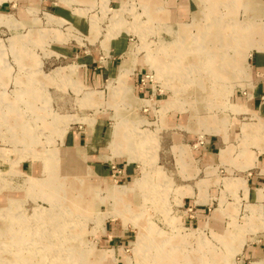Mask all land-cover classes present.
Listing matches in <instances>:
<instances>
[{
  "label": "rangeland",
  "instance_id": "rangeland-1",
  "mask_svg": "<svg viewBox=\"0 0 264 264\" xmlns=\"http://www.w3.org/2000/svg\"><path fill=\"white\" fill-rule=\"evenodd\" d=\"M227 2L0 0V264H264V0Z\"/></svg>",
  "mask_w": 264,
  "mask_h": 264
},
{
  "label": "crops",
  "instance_id": "crops-1",
  "mask_svg": "<svg viewBox=\"0 0 264 264\" xmlns=\"http://www.w3.org/2000/svg\"><path fill=\"white\" fill-rule=\"evenodd\" d=\"M257 67V66H255ZM79 81V80H78ZM80 84H82L85 88V85L79 81ZM87 88V87H86ZM96 92H102V91H96ZM253 105L256 106V107H261L264 105V84L261 85V86H258L257 89L254 91V94H253ZM96 122V121H95ZM95 125V124H94ZM93 127V126H92ZM77 139V138H76ZM83 140H86V141H91L90 139H92V132L91 130L86 133V136L83 135L82 137ZM78 141H80L79 139H77ZM213 143H210L209 146L207 148L204 149V154L206 155V157H208V161L211 160V158L213 157V155H215L216 153L213 152V149L215 148L214 146H212ZM220 151H221V148L218 152V156L220 157ZM220 161V159H219Z\"/></svg>",
  "mask_w": 264,
  "mask_h": 264
},
{
  "label": "bare ground",
  "instance_id": "bare-ground-1",
  "mask_svg": "<svg viewBox=\"0 0 264 264\" xmlns=\"http://www.w3.org/2000/svg\"><path fill=\"white\" fill-rule=\"evenodd\" d=\"M222 1H225V2H227V1H235V3H239L240 2V0H220V3L222 2ZM228 3V2H227ZM211 11L213 12V13H217V11H216V8L215 9H211ZM202 19H204L203 17H202ZM223 19V18H222ZM198 24V23H197ZM197 27H198V25H197ZM200 28V27H199ZM179 29H180V27H179ZM201 29V28H200ZM252 29H254V28H251V30ZM251 32H254V33H262L263 31H257L256 29L254 30V31H251ZM164 46H165V44H164ZM209 65L211 64V62H210V60H207L206 61ZM32 95V94H31ZM52 182V181H51ZM48 183V184H51L52 185V183ZM145 186V185H144ZM58 194V193H57ZM61 193H59V195H60ZM59 195H57V196H59ZM65 196H66V194H64ZM60 197L61 196H59L58 197V199H60ZM53 200V199H52ZM55 201H57L56 199H55ZM11 248V247H10ZM154 249H156V247H154ZM158 251H160V252H162L163 251V247L161 246L160 247V249H159V247H158ZM182 249H179V248H177V249H173V252H174V255H172L173 254V252H172V250L170 251L171 252V254L170 255H172V256H168V259L166 260V263L165 264H173L175 261H176V259H179L180 258V255H178V256H176L175 254H176V252L177 253H179V254H182ZM15 258H17V256L15 257ZM73 259V258H72ZM93 259V258H92ZM21 260V259H20ZM20 260H16V262L18 263V261H20ZM23 262H25V261H27V258H24L23 260H22ZM87 263V262H86ZM154 263V262H153ZM19 264H20V262H19ZM71 264V263H70ZM160 264H164V261H162V262H160ZM187 264H191V263H187Z\"/></svg>",
  "mask_w": 264,
  "mask_h": 264
}]
</instances>
